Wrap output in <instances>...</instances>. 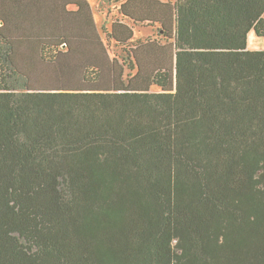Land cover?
I'll use <instances>...</instances> for the list:
<instances>
[{
	"label": "trees",
	"instance_id": "16d2710c",
	"mask_svg": "<svg viewBox=\"0 0 264 264\" xmlns=\"http://www.w3.org/2000/svg\"><path fill=\"white\" fill-rule=\"evenodd\" d=\"M99 8L0 0V264H264V0Z\"/></svg>",
	"mask_w": 264,
	"mask_h": 264
},
{
	"label": "crops",
	"instance_id": "0c3cea01",
	"mask_svg": "<svg viewBox=\"0 0 264 264\" xmlns=\"http://www.w3.org/2000/svg\"><path fill=\"white\" fill-rule=\"evenodd\" d=\"M88 1L90 2L91 6H92V9L94 11V16H95V19H96L97 23L98 24H101L105 20V18H106L105 12L103 10H101V8H99L100 5L102 3H104V0H88ZM106 6L107 7L110 6V7L114 8L115 7V3H113V2L106 3ZM137 27H135V28L137 29ZM253 31L254 30H251L249 32V35H248V48L251 49V50H263L264 49V43H263V41H259L257 39H254L253 40V36H254L253 35ZM137 32H138V30L136 31V33ZM259 37H264V36H259Z\"/></svg>",
	"mask_w": 264,
	"mask_h": 264
},
{
	"label": "rangeland",
	"instance_id": "374dc122",
	"mask_svg": "<svg viewBox=\"0 0 264 264\" xmlns=\"http://www.w3.org/2000/svg\"><path fill=\"white\" fill-rule=\"evenodd\" d=\"M70 7L71 8H75V5H70ZM148 30H145L144 29V32L146 33ZM253 40L254 39H257V40H259V41H263V43H264V37H259L258 35H257V33L255 32V30L253 31Z\"/></svg>",
	"mask_w": 264,
	"mask_h": 264
}]
</instances>
